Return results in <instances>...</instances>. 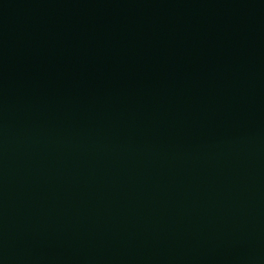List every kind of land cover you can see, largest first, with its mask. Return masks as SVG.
Instances as JSON below:
<instances>
[{
  "label": "water",
  "instance_id": "obj_1",
  "mask_svg": "<svg viewBox=\"0 0 264 264\" xmlns=\"http://www.w3.org/2000/svg\"><path fill=\"white\" fill-rule=\"evenodd\" d=\"M0 264H264V0H0Z\"/></svg>",
  "mask_w": 264,
  "mask_h": 264
}]
</instances>
